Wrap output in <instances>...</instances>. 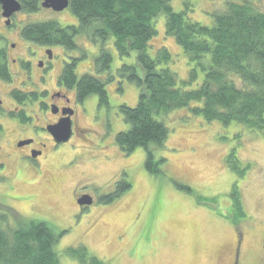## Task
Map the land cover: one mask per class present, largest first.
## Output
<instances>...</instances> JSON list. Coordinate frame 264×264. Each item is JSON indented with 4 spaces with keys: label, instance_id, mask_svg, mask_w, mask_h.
I'll list each match as a JSON object with an SVG mask.
<instances>
[{
    "label": "rangeland",
    "instance_id": "1",
    "mask_svg": "<svg viewBox=\"0 0 264 264\" xmlns=\"http://www.w3.org/2000/svg\"><path fill=\"white\" fill-rule=\"evenodd\" d=\"M169 1L174 11L184 7L182 0ZM188 1L191 3L189 17L202 25H213L212 14L223 11V0ZM1 10L0 48L17 42L9 52L10 58L19 53L20 45H26L16 35L24 24L44 20H56L61 26L77 24L69 7L61 12L42 7L33 13L21 10L12 15L10 25L4 23ZM153 23L156 35L149 42V54L153 56L157 48L164 46L173 58L168 64L170 70L180 81L186 80L192 66L187 54L164 34L163 14ZM75 38L76 50L66 51L60 45L51 47L53 61L47 62V72H41L46 82L38 81L32 87L40 92L33 99L46 101L45 90L62 88L56 78L65 63L76 60L77 77L90 74L105 81L112 77L105 85L108 105L99 106L94 94L77 103L74 87L65 89L70 102L77 105L80 129L90 135L77 133L70 144H64L63 150H68L70 155L65 167L51 157L49 161L40 160V178L36 172L23 167L18 176L11 178L18 170L13 159L9 160L7 169H0V215L5 213L0 221L4 226L11 228L35 216L38 220L44 217L51 220L49 223L59 230H67L54 246L61 264H80L67 251L79 246L106 264H264L261 246L264 243V132L243 124L225 125L191 115L190 107L199 102L176 109L164 118L169 133L155 155L162 156L165 163L161 166L162 173L153 176L144 169L142 148H135L124 160L119 156L126 154L115 142V136L128 127L118 107L123 104L134 107L139 93L134 83L118 78L117 70L122 64L135 63V52L119 57L113 36L103 42H93L84 35ZM41 47L30 44L31 50L23 59L35 62L42 54ZM102 47L112 60L108 70L98 73L94 60ZM15 69L16 63L9 62L8 70L15 76L12 82H0L3 108H13L12 98L6 91L18 85L23 92L29 89L28 76L16 74ZM30 71L31 80L36 82L40 71L35 66ZM197 75L189 89L200 86L201 72ZM94 116L95 122L102 118L110 122L104 128L103 141L107 152L114 157L110 161H105L95 150L89 151L98 139L94 130H99V124L92 122ZM3 126L6 133L12 132L10 123ZM5 140L0 139V160L10 149ZM232 152L239 170L228 165L227 157ZM91 155L96 156L90 158ZM126 163L131 166L123 178L131 187L108 201L107 195L115 191L116 172ZM3 175L11 178L12 187H8V180L1 178ZM75 184L79 192H93L100 200L84 216L72 218L77 211L72 196ZM176 184L188 186L191 191L179 189ZM236 194L239 206L234 198ZM16 196H25V200H17Z\"/></svg>",
    "mask_w": 264,
    "mask_h": 264
},
{
    "label": "trees",
    "instance_id": "2",
    "mask_svg": "<svg viewBox=\"0 0 264 264\" xmlns=\"http://www.w3.org/2000/svg\"><path fill=\"white\" fill-rule=\"evenodd\" d=\"M22 11H38L41 0H18ZM183 1V9L174 11L169 0H69V8L77 24L61 26L56 20L34 22L22 28L21 37L41 46L60 45L66 51L76 50L78 35L93 42L114 37L119 57L135 52V63L122 64L118 78L134 83L138 101L134 107H118L127 129L115 136L124 155L135 148L145 153L144 169L157 176L165 163L156 157L157 148L166 142L169 129L166 115L176 109L190 107L191 115L222 124L234 122L264 132V0H223V11L215 12L213 25H202L189 17L191 3ZM164 15V34L174 39L192 64L188 78L180 81L170 70L172 55L163 46L149 54V42L156 35L154 19ZM112 60L101 48L94 60L98 73L106 71ZM76 60L65 63L59 79L66 87H74L77 101L90 94L99 106L108 105L106 82L90 74L77 77ZM94 69V70H95ZM201 72L197 89H189ZM0 77L8 80L6 62L0 50ZM233 152L228 165L239 170ZM121 191L131 187L123 183ZM190 192L188 186L176 184ZM236 193L233 190L232 195ZM237 205V194L234 196ZM0 215V220L3 215ZM11 228L0 221V264H61L54 249L67 230H59L46 220H26ZM80 264H106L83 246L67 249Z\"/></svg>",
    "mask_w": 264,
    "mask_h": 264
},
{
    "label": "flooded vegetation",
    "instance_id": "3",
    "mask_svg": "<svg viewBox=\"0 0 264 264\" xmlns=\"http://www.w3.org/2000/svg\"><path fill=\"white\" fill-rule=\"evenodd\" d=\"M16 14V13H14ZM13 14V15H14ZM12 17V16H11ZM10 17V18H11ZM10 19V24H11ZM6 24V19L4 21ZM9 24V25H10ZM29 24V23H28ZM7 25V24H6ZM27 24H24L26 26ZM22 27V28H23ZM21 30H19V33L16 34L17 37H19L21 40H25L21 37ZM7 39V37H4ZM15 41L13 43H9L7 48L3 46L0 48L1 51H3V59L6 62V71L9 73L8 80H2L0 77V82H12L13 77L15 76L14 73L10 72L8 70V64L9 62L11 64L16 63V69L15 73L18 75H24L25 77L28 76L27 82L29 85V89L27 92H23L19 88L22 87L21 85H18V87H15L13 89H10L9 91H6L5 93L10 95L13 101V108L10 109L9 107L3 108L2 100L0 98V139H6L5 144L10 147L7 154H5L0 160V169L4 171V169H7L9 160L13 159L16 160L17 165L16 170L13 174H11V178L18 176L21 172V168L31 169L32 171L37 173V176L40 178V160L49 161L50 157L52 160L57 161L61 166L65 167V165L69 164V153L68 150L64 151V144H70L71 140L78 136L77 133L81 134L84 133L85 135H90L87 132L80 129L79 123H78V117L79 112L77 110V105H73L70 102V98L66 96L65 89L67 88L64 85V82L58 78H56V81L59 83L58 86L62 88H56L55 90H45V94H43V97L46 98V101H36L33 98L39 95V91L32 90V87H36L38 85V81L40 82H46L44 80V77L41 75L42 71L47 72L48 65L47 62H52L53 57V50L51 49L52 46L46 47L42 46V54L40 57L35 59V62L32 60H24L23 58L27 54L28 50H31L29 48L30 44H33L29 42L28 40H25L26 45H20L21 49L19 50V53L16 56L9 57V52L13 51L16 46ZM24 46L26 48H24ZM41 46V45H40ZM46 47V48H44ZM13 57V58H12ZM35 66L40 71V75L38 76L36 82H33L31 80V68ZM63 68V67H62ZM62 70V69H61ZM62 72V71H61ZM75 99L77 100V97L75 96ZM36 101V103H35ZM79 103V101H77ZM69 118V121L71 123V137L66 142H60L57 143L55 141V138L53 135L50 134L48 131V127L51 125L56 124L59 119L61 118ZM96 116L92 118V122L96 125L99 124V130H94L98 137L96 144H94L89 150L91 153L95 150L98 153L102 154L103 159L105 161H110L114 157L107 152L106 146H104V136H105V130L104 128H108L110 122L108 121V118H102L98 122H95ZM10 123L12 126V132L6 133L5 128L3 126L4 123ZM8 136V138H7ZM97 147V148H96ZM2 150V147L0 145V152ZM96 156V155H95ZM95 156L91 155L90 158H95ZM88 158V159H90ZM120 159H128V155L123 157V155L119 156ZM130 164L126 163L124 166L118 169V172H116L118 175L116 176V182L113 184L115 186V191L107 195L108 201L114 200L117 197H120L122 193H124L127 190L121 191L123 188V185H120L121 182L126 183L127 181H124V176L127 175V169L130 168ZM69 169V168H68ZM18 173V174H17ZM17 174V175H16ZM15 175V176H13ZM3 179L8 180V187H12L10 184L11 178L1 177ZM76 184L73 186L72 190V196L74 198V202L76 204L77 211L73 214L72 218H74L75 215L84 216L85 213L90 212L92 208H95L96 204L100 200L98 196L95 195V193L83 191L79 192L78 189H76ZM88 195L92 198V202L90 205H83L80 206L77 203V200L81 198V196ZM17 200H25V196L17 197ZM28 199V198H27ZM38 217H30V220L37 219ZM45 219V217H44ZM43 219V220H44ZM48 219V218H46ZM49 220V219H48ZM47 221V220H46ZM51 221V220H49ZM48 221V222H49ZM87 228V227H86ZM87 231V229H86ZM261 247L264 251V243L261 244ZM237 255V251L235 253Z\"/></svg>",
    "mask_w": 264,
    "mask_h": 264
},
{
    "label": "water",
    "instance_id": "4",
    "mask_svg": "<svg viewBox=\"0 0 264 264\" xmlns=\"http://www.w3.org/2000/svg\"><path fill=\"white\" fill-rule=\"evenodd\" d=\"M69 0H41L40 7L51 9L54 12H61L69 7ZM1 16L6 19V24H10V17L22 10L18 0H0ZM48 131L54 136L57 143L66 142L71 137V123L69 118H61L59 121L48 127ZM92 198L88 195L81 196L77 200L80 206L90 205Z\"/></svg>",
    "mask_w": 264,
    "mask_h": 264
}]
</instances>
